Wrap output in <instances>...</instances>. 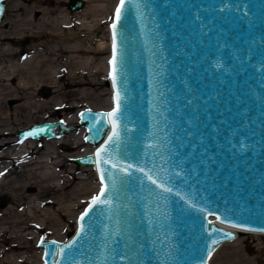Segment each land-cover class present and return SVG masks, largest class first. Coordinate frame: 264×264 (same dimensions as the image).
I'll return each mask as SVG.
<instances>
[{"label":"water","instance_id":"95a60500","mask_svg":"<svg viewBox=\"0 0 264 264\" xmlns=\"http://www.w3.org/2000/svg\"><path fill=\"white\" fill-rule=\"evenodd\" d=\"M7 1L0 0V22ZM84 4L67 2L70 10ZM118 4L109 23L112 105L81 110L84 140L95 146L74 158L93 165L100 182L96 152L112 135L104 114L119 91V135L103 154L110 162L99 165L111 203L81 222L91 198L66 239H40V264H209V250L237 235L227 225L264 232V0H126L114 87ZM75 128L48 120L16 134L52 138ZM37 129L44 130L25 136ZM129 164L128 174L119 170Z\"/></svg>","mask_w":264,"mask_h":264},{"label":"rangeland","instance_id":"374dc122","mask_svg":"<svg viewBox=\"0 0 264 264\" xmlns=\"http://www.w3.org/2000/svg\"><path fill=\"white\" fill-rule=\"evenodd\" d=\"M83 1L78 11L68 8V0L52 1L51 14L36 16L32 14L33 3L20 0L15 9L6 3L0 32L9 34L3 39L0 36V51L12 53L0 57V264H39L42 251L38 241L67 238L78 213L98 188L95 167L78 164L74 158L94 147L84 140L81 110L108 109L111 105L106 82L110 49L99 43L108 40L115 0ZM89 3L104 6L98 11L100 21L95 22L89 13L88 18L80 19L85 26L79 39L62 34V30H78L70 24L72 29H65L59 21L70 20L67 13L83 11ZM46 18L53 30L50 37L37 24L38 19ZM33 19L36 26L30 25ZM20 50L27 52L14 53ZM20 62L24 64L19 74L2 72ZM35 72L37 80L24 85ZM26 86H32L26 88L31 93L29 99L26 93L15 91V87ZM65 118H73L76 128L60 137L70 135L77 146L63 139L58 142L60 137L22 140L16 134L32 123ZM209 263L264 264V234L261 239L253 233L237 234L219 245Z\"/></svg>","mask_w":264,"mask_h":264},{"label":"bare ground","instance_id":"6f19581e","mask_svg":"<svg viewBox=\"0 0 264 264\" xmlns=\"http://www.w3.org/2000/svg\"><path fill=\"white\" fill-rule=\"evenodd\" d=\"M23 2H27V3H33V5H32V14L34 15V16H36L37 14H41V15H43V13H47L48 15L49 14H51L52 13V11L54 10V9H49V5L52 3V1H54V2H57V3H60L61 2V0H22ZM89 1V0H88ZM90 1H93V0H90ZM94 1H96V0H94ZM97 1H101V0H97ZM18 2H20V0H8L7 1V3L9 4V8H13V9H15V7L17 8L18 7ZM116 2H117V0H115L114 1V3H113V8H114V6H115V4H116ZM86 6V5H85ZM103 5L102 4H95V5H92V4H88V6L86 7V9H84L83 11H80V12H75L73 15H70V14H68L67 13V15L66 16H68L69 18H70V20H67V19H63V20H60L59 21V23L61 22V27H63V28H70V25H73V26H75V27H77V30L78 31H71V30H69L70 32H67L66 33V31L65 30H62V34H65L67 37H72V36H75V37H78V39L80 38L79 36L82 34V32H84L83 31V29H81L82 28V26H85L84 24H83V22H82V20L80 21V19L81 18H85V17H87L88 18V16L87 15H89V13L93 16V17H95V22L97 21H100V19H98V11H99V9L102 7ZM104 7V6H103ZM82 10V9H81ZM78 11V10H77ZM36 19V18H35ZM35 19H33L31 22H30V25L31 26H36L35 24V22H36V20ZM39 20V22L40 23H37L38 25H42L43 27H44V29L45 30H43V32L44 33H46L47 35H49V37L50 36H52V32H53V30L50 28V25H49V20H47V18L46 19H38ZM0 24H1V22H0ZM70 24V25H69ZM4 25H6V22L4 23ZM70 29H72V28H70ZM81 30V31H80ZM9 34V32H0V36H1V39H3V38H6V36ZM38 35L40 34V32H38L37 33ZM10 39V38H9ZM108 40H106V41H104V40H101L100 41V43H99V46L100 47H102V46H106V44H107V46H108V48L110 49V34H109V30H108V38H107ZM80 46V45H79ZM37 50H34V52L35 53H37L36 52ZM9 52H11V51H0V57H2L3 55H6V54H8ZM23 52H27V51H25V50H20V51H18V52H14V53H23ZM12 53V52H11ZM110 56V55H109ZM108 63H109V60H108ZM22 64H24V63H22V62H20V63H18V64H16V65H13V66H9L8 68L6 67V68H4V69H2V72H5L6 74L5 75H10V74H13L14 75V73H17L18 71L20 72L21 71V67L23 66ZM26 64V63H25ZM108 69V68H107ZM17 74H19V73H17ZM29 74V73H28ZM35 80H37L36 79V72L35 73H33V77H29L25 82H24V85H26V84H32ZM108 79L106 78V82L108 83V81H107ZM35 85V84H34ZM21 87V86H20ZM32 86H26V87H23L22 89H20L19 87H15V91L16 92H19V91H22V92H24V95H25V93L27 94L26 96H25V98L27 97V99H29V98H31V93H29L28 91H26V88H31ZM34 87V86H33ZM32 89V88H31ZM28 90V89H27ZM109 92H110V94H111V91L109 90ZM21 94V93H20ZM18 95H19V93H18ZM24 98V97H23ZM111 99V98H110ZM29 101V100H28ZM110 102H111V100H110ZM55 121V120H54ZM64 122H69V123H72L73 121H74V119L73 118H69V119H67V118H65L64 120H63ZM83 125V124H82ZM84 126V125H83ZM85 127V126H84ZM83 135H84V133H83ZM62 136V135H61ZM57 137H60V136H57ZM52 138H55V137H52ZM52 138H45V139H52ZM28 140V139H32V138H25V139H22V140ZM61 139H63L62 141H65L66 143H69V144H71V145H75V141H73L72 140V138H70V135H67V136H63V137H60L59 139H57V141L58 140H60V141H58V142H62L61 141ZM34 143V142H33ZM32 144V143H31ZM89 144H91V143H89ZM78 145V143H76V146ZM92 145V144H91ZM31 147H33V145H30ZM93 146H95V145H93ZM29 149H32V148H30L29 147ZM93 151V147H89V150H86V151H81V152H79V153H77L76 154V156L75 157H78V156H81V155H84V154H86V153H90V152H92ZM47 165V164H46ZM94 167V166H93ZM5 172V171H4ZM1 173V172H0ZM72 176H73V174H71ZM43 177V176H42ZM64 183V182H63ZM65 184V183H64ZM99 186V182H98V184H97V187ZM21 207V206H20ZM18 214V213H17ZM3 222V221H2ZM226 226V225H225ZM227 228H230V229H233V230H235L236 231V233L237 234H239V233H243V232H245V233H253L256 237H258V238H260L261 239V234H264V232H258V231H255V230H249V229H245V230H243V231H241V229L240 228H237V227H232V226H226ZM70 234H71V232H70ZM69 234V235H70ZM226 243V242H225ZM224 243V244H225ZM223 247V246H222ZM41 249V248H40ZM41 251H42V249H41ZM218 251V250H217ZM225 253V252H224ZM215 254V253H214ZM226 254V253H225ZM216 255V254H215ZM224 255V254H223ZM214 256V255H213ZM225 256V255H224ZM222 257V256H221ZM211 258V257H210ZM209 261H210V259H209ZM210 264V263H209Z\"/></svg>","mask_w":264,"mask_h":264},{"label":"snow or ice","instance_id":"6c2138e0","mask_svg":"<svg viewBox=\"0 0 264 264\" xmlns=\"http://www.w3.org/2000/svg\"><path fill=\"white\" fill-rule=\"evenodd\" d=\"M125 3H126V0H119V4L115 9V20L111 26L112 30H113V35H112L113 56H112V60L110 61V63L113 66L112 78H113L114 87H115V81H116V76H115V72H116V67H115L116 66V27H117V23L121 19L122 9H124ZM114 99L116 100V104H117L116 108H114L112 112L104 114L112 123V126H113L112 135L108 137V141L106 142V144L104 146H102L101 148H99L96 152V157L98 158L97 159L98 170L100 171L101 188H100L99 193L92 197L91 201L88 203V206L81 213V215L79 217L81 222H83L85 220V218L89 216V214L93 211V208L96 207L97 205H101V206L102 205H110V203H111V200L107 197L108 184L106 183V180H105L104 171L99 169V165L101 163L106 165L110 162V158L106 159L103 154L107 152V144L114 142L115 139L118 138V135H119L118 132L116 131V119H115L117 117V113L119 111V102H120L119 91L116 92ZM97 115H99V114H97ZM83 116H84V113H81V117H83ZM97 123H99V121H97ZM43 130L44 129H37L35 132L26 133L25 136L27 137V136L35 135L36 133L41 132ZM112 167L117 168V167H119V165L117 163L113 162ZM132 167L133 166L129 164L126 167H120L119 170L122 173L128 174L127 170L129 168H132ZM138 170L143 171V169H138ZM148 179L152 184L156 185L158 188H161L163 191H165V192H171L172 191L171 188L166 187L161 183H158L157 180L153 179L151 175H148ZM217 219H219V217ZM232 226L235 227L236 225H232ZM83 232H84V225H83V223H81L80 232L77 235L79 236L80 233H83ZM229 238H232L231 234H229ZM41 243H43V240L41 241ZM52 243L55 244L56 242L53 241ZM212 243L215 244V243H218V241L213 240ZM74 244H75V241H72L70 244L65 245L64 247L65 248H71V247H73ZM63 252H64V249L63 248L60 249V253L62 256H63ZM208 254H209V256H211V250H209ZM56 264H59V262H56Z\"/></svg>","mask_w":264,"mask_h":264}]
</instances>
